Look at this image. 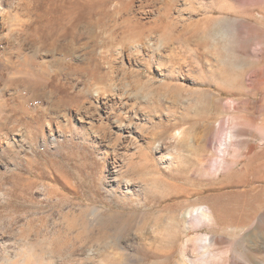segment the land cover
<instances>
[{"label": "rangeland", "instance_id": "obj_1", "mask_svg": "<svg viewBox=\"0 0 264 264\" xmlns=\"http://www.w3.org/2000/svg\"><path fill=\"white\" fill-rule=\"evenodd\" d=\"M26 1L2 30L52 16L36 60L57 103L21 73L0 83L40 112L0 129V264H264V0H131V19L118 0Z\"/></svg>", "mask_w": 264, "mask_h": 264}, {"label": "bare ground", "instance_id": "obj_2", "mask_svg": "<svg viewBox=\"0 0 264 264\" xmlns=\"http://www.w3.org/2000/svg\"><path fill=\"white\" fill-rule=\"evenodd\" d=\"M7 0H0V83H3V81H6L8 79H11V76H10V73L11 74H14V72L20 74L19 76L15 75L13 76V78L21 81V82H24L25 84L27 83L28 85L32 86L33 88H37V87H40V84L41 85H44L43 83H45L48 87L47 89V93H48V103H49V106H50V109H54V105L57 103H55L56 100L55 99V96L54 94L56 93L57 90H55L54 92V89L53 87H51V84H52V81L54 79V76L56 77V70L52 67H50L51 65H47L49 66V68H45L43 67V65L41 66L40 64H38V61L36 60V56H37V50H38V43H42V44H51L54 42V40L50 43L49 42V35L48 34H45V30L48 28V31L50 28H53V26H55L53 24V22H51L50 18L52 17H49V19H47L46 21L44 20V18L42 16L38 17V19H35L36 21V24L34 25L33 23H35L34 21H30L31 22H26L25 23V27L22 29V32H20L19 34H14L13 32V35L11 37L9 33L8 37L9 39L6 37V33L4 30V24L6 23V21L4 20V15H7V13H9L7 10H5V2ZM26 1V0H25ZM57 1H64V2H68V3H71L73 0H57ZM79 1V0H78ZM84 0H82L83 2ZM50 2V0H49ZM52 2V0H51ZM85 2V1H84ZM93 1H88V5L90 3V7L92 6V8L94 9L95 7V3H93ZM131 2V0H118V2H114L113 5H112V8L115 9L116 12H118V16H121V13H125L127 12L130 8L129 6V3ZM77 3V1L75 2ZM93 3V4H92ZM55 4L56 6L57 5H60L59 2L57 4L56 0H55ZM54 4V5H55ZM64 4V3H63ZM79 4V3H77ZM76 4V5H77ZM84 4V3H83ZM95 4V5H94ZM31 2H25V5L24 7L22 8L25 13L28 14V12H30L31 9ZM47 5H50L52 6L53 4H47ZM65 4L62 6L64 7ZM68 6V5H67ZM64 7L65 10H67L68 8V13L71 12V14L73 13V9L75 8V6H69V7ZM80 6V5H79ZM82 6V4H81ZM80 6V7H81ZM33 7V5H32ZM49 7V6H48ZM54 7V6H53ZM47 8V6H46ZM111 7H109L108 9H112ZM62 9V8H61ZM63 10V9H62ZM76 10V9H75ZM74 10V11H75ZM126 10V11H125ZM59 11V10H58ZM78 11V10H76ZM75 11V12H76ZM42 12V11H41ZM74 12V13H75ZM67 13V14H68ZM80 13V12H79ZM26 14V15H27ZM31 14V13H30ZM29 14V15H30ZM43 14V13H42ZM66 14V15H67ZM77 14V13H76ZM74 14V15H76ZM127 16H129V18L131 19V14L129 13H125ZM28 15V16H29ZM64 15V14H63ZM45 16V14H44ZM68 16V15H67ZM67 16L66 19L68 18ZM80 17V16H79ZM88 16H85V17H81L79 19H76V16H73V15H70L69 18L67 20H69L72 24L70 26V23L68 24L70 27L73 26L74 30H76L77 32L79 31L76 27V25L81 22L83 20V18H86V19H89L87 21V24L86 25H83L84 27L83 28H86V30H90V31H98L96 34H98L100 32V28H97L98 25H100V22L99 20L98 21H93L92 19L90 18H87ZM14 18V17H13ZM29 18V17H27ZM31 18V17H30ZM64 18V17H63ZM17 19V18H16ZM62 19V18H61ZM101 19V18H100ZM15 20V19H13ZM12 20V21H13ZM23 20V19H22ZM21 20V21H22ZM25 20V19H24ZM63 20V19H62ZM66 20V21H67ZM104 20V19H103ZM18 21V20H17ZM26 21V20H25ZM24 21V22H25ZM14 22V21H13ZM16 22V21H15ZM19 22H20V19H19ZM23 22V21H22ZM23 22V23H24ZM62 22H65V21H62ZM12 23V22H11ZM18 23V22H16ZM122 25L124 26V32H125V39H131L130 41H135V43L137 42L138 43H142L144 41L143 37H140V35H143L144 34V30L134 26V23H131L129 21V19H123L121 21ZM12 24H15V23H12ZM19 24V23H18ZM17 24V25H18ZM62 24V23H61ZM60 24V25H61ZM16 25V26H17ZM21 25V24H19ZM23 25V24H22ZM21 25V26H22ZM64 25V24H63ZM20 26V28H22ZM31 26V27H30ZM27 27H30L31 29H26ZM60 29H61V26H59ZM76 27V28H75ZM205 33L208 32V29H209V24L208 23H205ZM15 28V26H14ZM101 29H104V28H101ZM16 30V29H15ZM17 30L21 31L20 29L17 28ZM54 30V29H53ZM85 30V29H84ZM108 31V33H110V31L108 29H106ZM14 31V30H13ZM56 31V30H55ZM83 31V30H81ZM104 31V30H103ZM49 34L51 32H48ZM55 33V32H54ZM80 33V32H79ZM86 34V33H85ZM27 37H30V39H32L34 42H32V44L30 45L32 49L30 50H27L28 52H26V50L23 49V47L19 44L20 41L23 39V40H27L28 41V46H29V39ZM202 40H201V44L204 45L205 47L207 46L208 47V39H207V36L204 35L202 36ZM55 39V38H54ZM51 40V39H50ZM58 40V38H57ZM262 41V40H261ZM22 42V41H21ZM53 45V44H52ZM132 45V44H131ZM27 46V45H26ZM49 46V45H48ZM134 46V45H133ZM83 47V46H82ZM25 48V47H24ZM51 49V47H48ZM56 48V47H55ZM87 49V48H86ZM94 49V48H93ZM260 49V48H259ZM109 50V49H108ZM49 51V50H48ZM255 51V50H254ZM258 51V50H257ZM261 51V50H260ZM257 53V52H256ZM261 53V52H260ZM62 62V61H61ZM49 63V62H48ZM45 64V63H44ZM41 66V67H40ZM58 66V65H57ZM67 67V66H66ZM84 67V66H83ZM264 67V66H263ZM65 69V68H64ZM63 69V71H64ZM67 69V68H66ZM65 69V70H66ZM81 69V68H80ZM83 69V68H82ZM66 71H64L65 73ZM61 73V72H60ZM63 73V74H64ZM68 73V72H67ZM66 73V74H67ZM264 73V68L262 69H259L257 71L254 72V75L255 76H260ZM65 74V76H66ZM251 75V73H250ZM68 76V75H67ZM263 77V76H261ZM66 78V77H65ZM63 78V79H65ZM254 78V77H253ZM252 78V79H253ZM264 78V77H263ZM67 79V78H66ZM251 79V78H250ZM255 79V78H254ZM18 81V82H19ZM252 82V81H251ZM46 87V88H47ZM30 88V87H29ZM45 88V89H46ZM39 89V88H38ZM28 90V89H27ZM95 90V89H94ZM93 91V90H92ZM97 91V90H96ZM37 92V91H36ZM45 92V90H44ZM20 93V92H19ZM23 93V92H22ZM27 93V92H26ZM31 93V91H30ZM96 93V92H95ZM16 94V93H15ZM13 94V95H15ZM57 94V93H56ZM55 94V95H56ZM18 95H22L21 93L20 94H17ZM24 95V94H23ZM45 95V94H44ZM96 95V94H95ZM98 95V94H97ZM10 96V95H9ZM54 96V97H53ZM13 98V97H12ZM14 99V98H13ZM12 99V100H13ZM22 99V98H21ZM24 99V98H23ZM25 102V100H23ZM14 102V101H13ZM12 104V102H10ZM9 103V99H8V96H7V92H6V89H5V85L4 86H0V129H1V126H3L4 124H6L7 120H9V116L8 115H12V114H9V111H11L12 113H18L19 116V120L21 119V117H27L25 120H23L22 122V125H25L26 127L29 128V130H32L33 127H36V121L38 120L39 116H40V112L37 114V110H28L27 107L24 106V103L22 102L21 104H19L17 102L16 105H10ZM26 103V102H25ZM30 104V103H29ZM39 105V104H37ZM58 105V104H57ZM76 105V104H75ZM66 106V105H65ZM38 107V106H37ZM42 107V106H41ZM56 107V106H55ZM40 108V107H39ZM38 108V109H39ZM49 109V108H48ZM45 110V109H44ZM10 112V113H11ZM47 112V111H46ZM53 112V111H52ZM13 113V114H14ZM53 116V115H52ZM15 119H13L12 121H14ZM16 121V120H15ZM10 123V121H8ZM7 122V123H8ZM17 122V121H16ZM19 123V122H18ZM21 124V123H20ZM21 126V125H19ZM5 127V126H4ZM38 127V126H37ZM21 130L23 131L24 129L21 128ZM27 130V129H26ZM28 131V130H27ZM31 132V131H30ZM19 133V132H17ZM28 133V132H27ZM59 133V132H58ZM33 134V133H32ZM3 135V134H2ZM34 136V135H32ZM43 136V135H42ZM24 137V136H23ZM48 138H50V140H53L54 138V127H50L49 130H48ZM23 139V138H22ZM229 139V138H228ZM233 141V140H232ZM196 212L197 214L196 215H199L201 217L199 218H204V219H207V220H210V216H211V210L208 208V207H200L198 209H196ZM203 263V258L202 260ZM191 264V262H190ZM193 264V263H192Z\"/></svg>", "mask_w": 264, "mask_h": 264}]
</instances>
